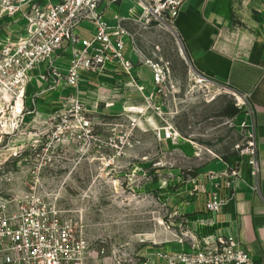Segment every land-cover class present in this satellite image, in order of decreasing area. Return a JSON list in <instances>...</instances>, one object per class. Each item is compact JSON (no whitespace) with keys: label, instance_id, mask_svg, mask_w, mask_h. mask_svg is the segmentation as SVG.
<instances>
[{"label":"rangeland","instance_id":"1","mask_svg":"<svg viewBox=\"0 0 264 264\" xmlns=\"http://www.w3.org/2000/svg\"><path fill=\"white\" fill-rule=\"evenodd\" d=\"M24 25L0 38L15 39ZM124 28L141 68L134 81L159 90L151 100L120 75L83 76L75 96L53 79L33 80L21 102L0 95V221L33 197L76 225L88 264H146V252L177 241L178 193L219 171V160L238 161L249 125L238 95L195 85L172 29L155 21ZM168 127L177 140H163Z\"/></svg>","mask_w":264,"mask_h":264},{"label":"built area","instance_id":"2","mask_svg":"<svg viewBox=\"0 0 264 264\" xmlns=\"http://www.w3.org/2000/svg\"><path fill=\"white\" fill-rule=\"evenodd\" d=\"M119 1L123 0H0V20H9L6 27L25 21L15 39L0 38V95L21 102L33 80L53 79L62 84V90L75 96L83 76L121 75L145 95V100H151L159 90L153 87L148 92L146 86L132 77L129 33L121 21L110 27L104 18L105 9ZM136 1L141 9L139 23L155 21L174 29L182 0ZM83 24L89 27L87 37L81 33ZM189 68L198 88L228 90L195 71L190 62ZM153 72L158 86L160 76L155 67ZM55 88L51 90L56 91ZM238 97L245 101L243 95ZM74 109L75 113H82L81 106ZM83 120L81 117L79 123ZM163 131L164 141L177 140L178 135L171 127ZM219 162L223 169L210 170L190 180L192 185L209 184L205 210L211 214L220 213L234 200V184L244 165L256 190L260 167L249 125L238 161L233 165ZM177 244L181 247L179 251H158L157 258L168 264H253L249 252L234 237H216L203 244L181 230ZM87 250V241L70 219L61 218L55 208L46 207L33 197H27L13 214L0 221V264H88Z\"/></svg>","mask_w":264,"mask_h":264},{"label":"crops","instance_id":"3","mask_svg":"<svg viewBox=\"0 0 264 264\" xmlns=\"http://www.w3.org/2000/svg\"><path fill=\"white\" fill-rule=\"evenodd\" d=\"M136 2L123 0L108 6L104 18L112 8L111 19H106L109 26L115 27L117 21L123 26L138 23L141 9ZM8 22L0 20L1 32ZM173 31L195 71L245 97L260 167L256 190L248 168L242 167L234 184V200L218 214L205 210L209 184L186 182L184 191L178 193L186 197L178 204L177 216L182 217L178 228L183 227L203 244L216 237H234L249 252L253 264H264V0H182ZM81 33L88 36L87 29ZM140 69L133 65L132 75L138 80ZM146 89L150 92L148 86ZM219 166L223 169L222 164ZM172 242L146 252V264H168L156 253L179 251L177 241Z\"/></svg>","mask_w":264,"mask_h":264}]
</instances>
